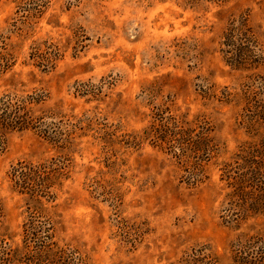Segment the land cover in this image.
<instances>
[{
    "label": "rangeland",
    "instance_id": "1",
    "mask_svg": "<svg viewBox=\"0 0 264 264\" xmlns=\"http://www.w3.org/2000/svg\"><path fill=\"white\" fill-rule=\"evenodd\" d=\"M6 95L11 264H264V0H0Z\"/></svg>",
    "mask_w": 264,
    "mask_h": 264
},
{
    "label": "trees",
    "instance_id": "2",
    "mask_svg": "<svg viewBox=\"0 0 264 264\" xmlns=\"http://www.w3.org/2000/svg\"><path fill=\"white\" fill-rule=\"evenodd\" d=\"M26 106L27 104L25 105L23 102L18 101L17 98H13L10 95L0 98V149L5 144L4 137L8 132L13 129L22 130L31 127L30 121H27V113L25 114V112H27ZM24 169H22L23 171H19V174L17 175L18 181H21V183L24 184L27 180L32 181L30 179L32 176H35V179H38V176H36L37 170H34L31 174L24 172ZM29 246L30 245H26L25 250H29L33 255L38 254L39 260H37V262L50 264L49 261L45 262L41 255L43 254L42 252H45V250L48 249L46 244L38 246V251ZM15 251L16 250L13 249L11 245L3 243V245L0 246V264H11L15 261Z\"/></svg>",
    "mask_w": 264,
    "mask_h": 264
}]
</instances>
